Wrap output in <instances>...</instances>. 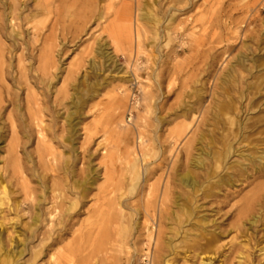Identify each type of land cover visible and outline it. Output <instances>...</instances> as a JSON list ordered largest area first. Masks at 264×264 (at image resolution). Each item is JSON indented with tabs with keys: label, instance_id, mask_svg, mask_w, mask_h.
Wrapping results in <instances>:
<instances>
[{
	"label": "rangeland",
	"instance_id": "374dc122",
	"mask_svg": "<svg viewBox=\"0 0 264 264\" xmlns=\"http://www.w3.org/2000/svg\"><path fill=\"white\" fill-rule=\"evenodd\" d=\"M82 1L83 16L62 20L57 26L53 64L47 74L37 72L36 59L41 46L32 42L28 43V48L11 46L9 39H1L0 177L8 181L13 201H24V184L40 195L42 187L37 182V175H45L41 183L50 181L52 176L49 171L43 172L39 163L38 137L28 117L27 96L31 92L36 94L44 125L49 126V133L55 136L49 144L60 153V160L71 161L73 158L72 169L76 176L83 177L89 168L95 169L96 174V183L87 191L73 221V230H81L66 235L64 241L52 249L43 250L39 264H53L54 260L62 264H67V260L70 264H112L126 258H131L132 264H151L158 232L161 241L172 238V245L179 251L174 256L179 264H199L200 257L210 259L211 264H238L242 261L237 257L239 251L248 254L247 261L240 264H264V195L260 202L252 205L246 219L237 217L244 200L258 185H264V176L257 177L258 173L248 167V161L240 157V154L264 157V124L249 128L243 141L233 142V153L231 151L224 162L217 163L219 159L214 154L220 150L221 137L228 126L222 124L224 117L219 122L213 116L215 104L224 101L223 91L229 89L230 95L236 96L231 91V83L225 81L228 73L236 76V89L242 87L244 90L245 83L252 84L264 74V65L258 67L251 61L245 62L244 66L235 65L238 53L264 61V0ZM30 2L32 6L34 3ZM149 12L157 23L145 17ZM119 14H128L130 21L125 22ZM171 17L174 28L182 36H172L165 45L167 40L162 29ZM125 24L132 35L130 50L124 47L125 50L119 48L115 52L108 33L112 27L125 28ZM69 25L67 36L70 40H64L63 28L67 29ZM137 27L143 46L138 58L135 55ZM8 32L9 29L7 35ZM26 40L29 41V36ZM181 42L183 52L179 47ZM103 43L111 60L96 51ZM174 51L178 55H174ZM92 61L96 62V68H92ZM144 91H150L152 96L148 101V113L143 101ZM249 96L250 93L247 98ZM247 98L242 100L238 115L241 112L242 118L253 115L254 122L260 112L254 108L247 115ZM259 98L255 96L252 101L256 104ZM76 102H80L78 107H75ZM188 109L194 114L193 120L181 116ZM74 111L78 113L73 122L76 125L71 147L66 142L65 147H58L56 142L64 141L70 128L65 117ZM143 116H146V126L141 120ZM157 117H163V121L157 123ZM185 125L187 127L183 129ZM24 131L28 138L23 136ZM140 131L143 132L141 139ZM258 131L261 136L256 135ZM13 138L18 142L15 148L11 147ZM228 139L233 138L229 135ZM141 147H146L145 151L153 150L147 163H140ZM14 158L19 163V170L12 165ZM198 158L203 162L199 168L193 165ZM133 163L138 165L139 174L136 189L127 196V201L137 210L128 220L129 233L123 243H114L110 237L102 236L103 220L93 215L96 204L105 203L106 199L96 203L94 197L100 193L98 187L107 183H110L109 189L122 185L120 192H124L123 184L133 177L127 172ZM146 167L151 173L146 174ZM186 170L197 183L196 194L178 182V174ZM220 176L225 181L216 185L214 181ZM229 179L231 182L227 183ZM149 185L154 190L149 198L152 208L147 216L143 205L144 192ZM163 192L166 199L160 206ZM187 201L194 209L192 222L206 224V230L218 238L213 250L209 248L199 257L191 253V246L194 243L197 247L205 246V237H194L201 228L183 223L181 229L173 220L177 214L180 222L184 221L178 205L183 206ZM25 203L31 205L29 200ZM46 206L49 204L43 207ZM106 207L104 205L103 209ZM30 211L21 205L18 214L6 217L2 225L4 249L14 247L16 240H13L16 234L10 232V222L15 223L14 231L26 245L19 259L21 264L38 249V241L29 237ZM159 211L164 216L160 225ZM248 219L254 224L250 225ZM88 221L92 225H88ZM113 228L114 225L109 224L108 231L112 236Z\"/></svg>",
	"mask_w": 264,
	"mask_h": 264
},
{
	"label": "bare ground",
	"instance_id": "6f19581e",
	"mask_svg": "<svg viewBox=\"0 0 264 264\" xmlns=\"http://www.w3.org/2000/svg\"><path fill=\"white\" fill-rule=\"evenodd\" d=\"M32 1L34 4L31 6ZM84 2L82 0H0V61L2 60L3 55V47L1 44V39L6 38L9 39L11 46H24L27 47L28 43L32 42V44H37V46H41L39 50V55L37 56L36 63H37V72L41 75L47 74L49 70L52 68L54 54H55V39H56V29L58 25H61L62 20L69 18H75L77 16H83V10L85 8ZM79 7V10L77 8ZM42 18L41 20L38 18ZM122 20L125 22L130 21L128 14H119ZM116 15V18H118ZM148 19H151L153 23H157L158 20L155 18L153 14L150 12L145 15ZM178 27L181 24H177ZM125 28H117L112 27L110 32L108 33V38L110 44L113 48V51L118 52L119 48H123L124 50L128 47L130 50V41H131V31L130 27L125 24ZM173 25V18L171 17L167 20V23L163 27V36L164 39L167 40L165 45H168L169 41H171L172 36H182V33H178L177 30L174 28ZM9 29V34H6V30ZM70 25L66 28H63L65 31V35L63 36L64 40H70L67 35L70 34L69 30ZM29 36V41L26 40V37ZM156 36V33H154ZM70 38L73 39L71 36ZM154 40V39H153ZM135 41H136V49L135 55L136 58L140 54H142L143 46L141 43V34L139 27L136 28L135 32ZM126 47V48H124ZM179 47L181 48V52L184 51V44L181 42ZM28 48V47H27ZM37 47H33V49ZM98 55L101 57L106 58V60H111V57H108L106 52V44H99L96 49ZM174 55H178V52L174 51ZM149 57V56H148ZM236 64L244 66V63L247 61H251V63L257 64L256 66L260 67L264 65V61L261 58H247V55H241L238 53L236 56ZM96 62L92 61V68H96ZM232 67V66H231ZM254 67V65H253ZM256 68V67H254ZM263 68V67H262ZM260 68V69H262ZM2 69L0 67V76ZM22 73H20L21 75ZM1 78V77H0ZM225 81L230 82L231 91L234 95H230V90L226 89L223 91L224 101L216 103V113H214V118L217 121H221L222 117L224 124L227 127L225 134L221 137V146L220 150L214 154L217 160V163L224 162L228 157L229 154L233 153V144L239 141H243V136L247 133V130L250 128H254L256 124L262 123L264 124V74H261L257 77V79L251 83H245L244 87L245 90L241 88H237V81L236 76L234 77L231 73H228L225 77ZM252 88L251 92L248 90ZM28 90V89H27ZM247 91L248 94H245ZM250 93L249 98L248 95ZM36 94L33 92L28 93L27 96V105L29 109L28 117L29 120L34 124L35 131L37 134V146L40 149L38 158L40 166L42 167V171L46 172L49 171L52 176L50 181L45 180L47 182L41 181L44 179L45 175L41 174L37 175V182L40 184L41 194L38 195L36 190L28 187L24 184V201L18 202L13 201L11 198V191L9 189V183L5 179L0 177V264H21L19 259L22 258L24 253L25 244L24 241L20 240V234H17L14 231L15 223L10 222V232L12 234H16L13 237L14 247L9 250L4 249V245L2 243V225L3 220L10 216V215H17L19 207L24 205L31 210V216L29 217L30 223L28 225L29 237L38 241L36 247L37 250L30 253L29 258L24 261L22 264H39V256L41 255L43 250H50L55 245L61 244L66 235L75 234L77 231L81 229L73 230L74 228V218L79 214L78 207L82 204V200L86 198L87 191L96 183V174L95 169L89 168V172L86 173L83 177L81 175H74L73 168V161H69L67 158L64 160H60L61 156L60 153L55 152V147L49 144L51 141L55 139L54 134H50L51 128L49 126L44 125V122L41 118V110L39 109V105L37 103ZM255 96H260V100L258 103L255 104L252 101ZM248 99L246 102V110L247 115H249V110L258 108L260 115L254 118V122H252L253 115L250 117L242 118V112L240 116L238 115V111L241 110V102L244 99ZM152 96L150 91H144L143 93V101L145 102V111L148 113L150 109V105L148 101H151ZM81 102V100H79ZM243 101V102H244ZM80 102L75 103V107L80 105ZM238 105V106H237ZM263 112V113H262ZM78 111H74L71 115L66 116L68 124L70 125L68 135L64 138L62 142H56L58 147L62 146L65 147L64 142L68 143L71 147V137L72 132L74 131V127L76 123H73L75 120V115ZM183 119H188L191 117V120L194 119V114L191 113V109L186 111V114H181ZM142 123L144 121V125H147L146 116L141 117ZM163 121V117H157L156 122L160 123ZM250 121V124L248 125ZM143 125V126H144ZM250 126V127H249ZM185 125L184 128H186ZM233 127V128H232ZM182 128V127H181ZM12 132L13 129H12ZM261 131L256 132V135L261 136ZM139 138L141 139L143 136V132H139ZM231 135L233 139H228V136ZM23 136L28 138V134L26 131L23 132ZM177 136H180L177 135ZM50 139L48 140L47 139ZM259 141L263 142V139L259 138ZM234 142V143H233ZM18 142L17 139L13 138L11 141V147H17ZM141 161L147 163V159L152 155V149H146V147H141ZM154 155V154H153ZM240 157L245 158L248 161V167L253 172H257V177L264 176V157L254 156V155H246L243 156L240 154ZM213 158V157H212ZM76 159V158H75ZM12 165L15 170H19L20 166L16 158L12 159ZM136 163V160L134 161ZM215 162V163H216ZM133 163L131 168L127 169L128 174H133L132 178H129L126 183L123 184L124 192H120L122 189V185L115 186L112 189H109V184L104 186L98 187V195H95L96 203L100 200L106 199L105 203H98L96 204V208L93 212V215L96 217H100L103 220V227L101 234L106 238H111L114 243H123L128 233V220L131 217L132 212H136V208L128 203V195H131L133 191L136 189V182L138 180V165ZM203 164L202 160L195 159L193 165L197 168L201 167ZM220 165V164H218ZM217 165V167H218ZM146 174L151 173L149 167L144 168ZM105 172V171H104ZM22 174V172L20 171ZM105 175V173L103 174ZM106 177V176H105ZM107 179V178H106ZM105 179V180H106ZM24 181H26L24 179ZM224 177H218L214 182L216 185L220 183H224ZM178 182L184 186L191 189L193 194H196L198 191L197 183L193 178L192 174L189 170L184 171L183 173L178 174ZM231 180L229 179L227 183H230ZM50 183V184H49ZM232 184V183H231ZM229 185V184H228ZM153 187L149 185L145 189V201H144V212L145 215H149V210L152 208V203L149 201V198L152 196ZM102 193V194H101ZM101 194V195H100ZM264 195V185H258L257 188L253 190L251 195L244 200V206L242 210H239L237 213V217L239 220L246 219L248 214L251 211L252 205L260 202V197ZM166 199V193L163 192L160 206L164 205ZM26 200L31 202V205H28ZM178 200V199H177ZM47 202V203H45ZM47 207H43L44 205H48ZM177 204V202H176ZM194 204V203H193ZM106 205V209H103V206ZM178 205V204H177ZM180 211L182 216H184V221L181 223L180 219L177 214L174 215L173 220L175 225H179L181 229H183V223H188V225H192L193 227H200L201 231H199L198 235L194 237L203 236L206 238L205 246L197 247V244H192L191 253L197 255L198 257L208 251L210 248L213 250L214 245L218 243V238L214 236L211 231L208 232L206 230V224H202L200 221L192 222L194 219V209L188 205V201L183 205L180 206ZM126 211V212H125ZM99 219V218H98ZM164 216L162 215V211H159V222L158 224L162 223ZM87 222V221H86ZM248 223L250 225L254 224L251 220L248 219ZM88 225H92V222L88 221ZM110 225H114L113 228V236L110 235L108 231V227ZM82 226V225H81ZM97 227V226H96ZM45 228V229H43ZM43 230V231H42ZM179 233V232H177ZM187 234V231L186 233ZM82 237L81 234H79ZM152 239V232L149 234V241ZM11 240V239H10ZM155 242V251L151 257V264H179L174 258L179 251L176 250L175 246L172 245V238H167V240L161 241V236L159 232L157 233L156 238H154ZM198 250V251H197ZM264 250V248H262ZM260 249V251H262ZM197 251V252H195ZM61 256L64 255L63 250L60 251ZM195 252V253H194ZM51 256H49L50 259ZM148 255L145 254V258L148 259ZM237 257L242 261H238L240 264L241 262L244 263L247 261L248 254H243L241 251L238 252ZM66 259V257L64 258ZM199 264H211L209 261L210 259H204L203 257L199 258ZM145 260V259H144ZM119 261L122 264H132L131 258L126 259H118L115 260L112 264H118ZM67 264H70V260H67ZM53 264H62L59 260H54ZM183 264V263H180Z\"/></svg>",
	"mask_w": 264,
	"mask_h": 264
}]
</instances>
